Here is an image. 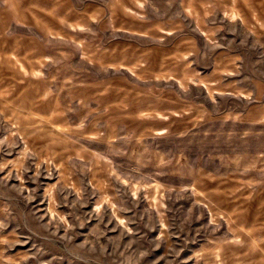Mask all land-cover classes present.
Segmentation results:
<instances>
[{"label": "rangeland", "instance_id": "obj_1", "mask_svg": "<svg viewBox=\"0 0 264 264\" xmlns=\"http://www.w3.org/2000/svg\"><path fill=\"white\" fill-rule=\"evenodd\" d=\"M0 264H264V0H0Z\"/></svg>", "mask_w": 264, "mask_h": 264}]
</instances>
